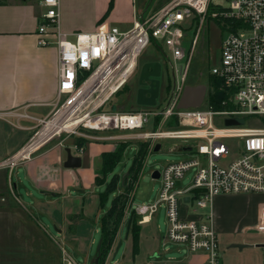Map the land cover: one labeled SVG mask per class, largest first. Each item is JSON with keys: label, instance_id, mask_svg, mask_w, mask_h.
Returning <instances> with one entry per match:
<instances>
[{"label": "built area", "instance_id": "2783aa9c", "mask_svg": "<svg viewBox=\"0 0 264 264\" xmlns=\"http://www.w3.org/2000/svg\"><path fill=\"white\" fill-rule=\"evenodd\" d=\"M22 1L37 2L45 9L37 30L38 45L57 47L58 95L52 113L37 121L23 146L0 161V169L11 172L31 162L54 141L61 144L63 137L89 139L87 132H136L130 138L146 145L148 153L161 140L181 141L188 147L184 152L195 157L169 163L159 171L158 199L136 208L138 224L151 222L164 206L166 242L192 252H209L212 264H222L212 216L183 220L181 205L186 203L197 212L217 196L264 194V127L248 126L249 120L264 117V0H225L224 6L213 0H167L147 16L144 12L136 15L129 30L102 23L94 32L74 34L73 40L60 30V0ZM207 18L217 21L222 31L220 62L212 68L209 81L221 82L224 98L217 107V101L210 100L211 86L200 107L179 109ZM152 42L167 50L164 53L173 70V88L164 104L134 112L108 111L107 105L134 76L139 58ZM228 120L244 123L228 125ZM111 138L127 143L123 137ZM227 139L240 140L237 153H231ZM78 150L83 152V148ZM191 172L190 184L182 187ZM257 229L264 235V221ZM256 246L264 264V243ZM63 264L77 263L64 253Z\"/></svg>", "mask_w": 264, "mask_h": 264}, {"label": "crops", "instance_id": "0c3cea01", "mask_svg": "<svg viewBox=\"0 0 264 264\" xmlns=\"http://www.w3.org/2000/svg\"><path fill=\"white\" fill-rule=\"evenodd\" d=\"M135 4L133 0V10L129 16L125 15L123 19L116 21H109L107 16L103 23L121 30L131 29L135 16L140 14ZM59 11L60 30L73 37L77 34L74 31L76 26L63 17L61 1ZM116 12L114 7L111 15ZM44 13L45 9L37 2L6 0L0 5V137L4 134V123L27 133L18 139L10 154L0 152V161L12 156L23 146L37 121L47 118L57 101V47L38 45L37 30ZM101 16L98 14L94 22L82 27L86 33L96 30L104 17ZM161 76L162 65L158 61L150 62L142 68L140 87L137 91L139 106L150 108L159 102ZM151 84L155 85L154 99L150 100L148 97L138 100L142 87L148 88ZM110 137L98 134L90 137L93 141L87 139L92 143H86L82 147V153L78 150L79 138L63 137L61 144L54 141L41 150L31 162L11 172L8 169H0V264H63L64 253L77 264H98L102 237L93 258L91 251L98 243L95 234L102 233L103 218L108 213L104 211L105 195L98 194L95 186L87 184L77 170L86 163H91V157L86 152L88 146L110 145L100 151L102 164L96 178L100 177L102 182L98 183L96 180V183L102 184L106 179L101 175L103 155L116 152L124 144ZM116 146L119 147L117 150ZM68 150L73 156L81 159L80 167H65ZM19 169L23 171L24 178L18 179L16 184L14 178ZM124 182L125 180L123 184ZM21 186L25 189L23 199L26 200L17 196L16 192ZM89 188L91 192L87 193ZM123 191L124 185L119 195ZM131 213L132 207L127 206L105 264H111L110 261L115 258L116 248L121 241L122 246L124 243L126 245L125 252L113 264H212V256L206 251L192 252L186 247H180L175 250L180 253L178 256L170 255V251L165 248L168 243H163L155 228L143 230L153 225L155 217L151 222L139 225L138 251L134 254L131 230L127 235ZM205 214L212 216L214 230L221 244H224L219 245L222 264H262V255L258 263L247 261V257H243L247 248L239 250L231 246L258 245L242 235L250 231L258 232L257 227L264 221V194L217 196L205 210L197 212H192L186 203L181 205L183 220L200 221ZM235 216H241L240 222L230 221ZM242 218L245 219L244 223ZM80 258L85 263H82Z\"/></svg>", "mask_w": 264, "mask_h": 264}, {"label": "rangeland", "instance_id": "374dc122", "mask_svg": "<svg viewBox=\"0 0 264 264\" xmlns=\"http://www.w3.org/2000/svg\"><path fill=\"white\" fill-rule=\"evenodd\" d=\"M62 3L63 17L67 22L76 26L75 30L77 33H86L82 28L83 26L94 22L98 14L105 16L109 5L112 0H60ZM167 0H135L138 13L142 14L143 12L147 16L151 11L161 7ZM215 5H227L225 0H213ZM116 7V13L108 15L109 21H116L118 19H123L125 15L129 16L132 14L133 10V0H113V9ZM101 16V17H102ZM107 18V17H106ZM106 18L100 21L99 24H102ZM192 33L189 34V36ZM222 31L215 20L207 18L205 24V31L201 34L197 48L195 50L194 57L191 62L189 69L187 84L191 86L205 85L208 88L207 96L210 93V74L213 67L218 66L220 62L221 55V45H222ZM73 40L74 37H69ZM164 52L167 50L164 48H158L154 42H152L147 49L143 52L139 58V65L134 76L131 77L128 84L123 88V90L115 96L112 101L107 105L108 111H123V112H134L139 110L147 109V107L139 106L137 101V91L140 87V77L142 75V68L153 61H158L162 65V76L161 80V95L159 96V105H163L165 98L168 93L171 92L174 83L173 70L172 66L166 58ZM181 64L178 65L180 68ZM180 77V76H179ZM216 126L222 127L223 125L217 124ZM248 126H255L259 128L264 127V117L258 118V121L249 120ZM165 129H170L165 127ZM171 129H175L172 127ZM149 130L146 128L144 131ZM86 133V132H85ZM136 132H104V133H93L87 132L89 137H94L96 134L100 136H122L123 139H127V148L123 152L118 164L114 168L113 172L106 176L105 181L102 184L96 183V176L99 169L101 168L102 158L100 151L107 148L110 145L103 144H92L86 148L87 154L91 157V163H87L81 169L77 171L80 172V177L87 183L95 186L98 194L105 195L104 211H108L113 204L114 199L119 196L120 191L123 187V181L128 175L129 170L131 169L135 158L139 155V152L142 148V143L138 140H135L132 137ZM26 132L18 130L16 127L4 123V134L0 137V152L10 154L12 148H14L15 143L19 138H22L26 135ZM32 134V133H31ZM89 138V140H92ZM78 140V139H77ZM87 140V139H86ZM84 141L82 147L86 143H92L91 141ZM93 141V140H92ZM113 143L112 141H110ZM123 142V141H117ZM80 143V142H79ZM240 140L238 139H227L225 144L230 148L231 153L235 154L239 151ZM161 149L159 151H154L153 153H148L145 151V158L142 164V171L139 176L138 186L134 188L127 206L132 207V211L136 210L138 206L148 205L153 202H156L159 196L161 184L158 180L152 178L154 172H159L164 169L166 165L173 162H179L195 157V154L190 152H184L188 147L178 140H161L159 141ZM190 144H194L190 142ZM78 145V142H77ZM117 145V144H116ZM113 146V145H112ZM81 147V148H82ZM80 148V147H78ZM119 147L116 146L115 150ZM8 158V157H7ZM18 175L14 178V183L17 184L18 179L22 180L24 178V173L21 169L18 170ZM193 173H189L184 180L182 181V187H187L190 184ZM87 193L91 192V188L88 189ZM17 196L21 199L25 198V189L23 186L18 187ZM123 194V193H122ZM245 195V194H240ZM26 200V199H23ZM241 217V216H240ZM239 216L233 217L231 222H240L241 219ZM242 218L241 221L245 222V219ZM248 221L246 220V224ZM139 226V224H138ZM149 228H155L159 235L162 238L163 243L166 242L167 237V213L164 206H161L155 216L154 223L152 226L144 228V231H148ZM241 235V234H239ZM102 237V233L95 234V239L98 241L96 246H93L91 251L92 258L97 252L99 241ZM126 237V231L123 232V239ZM242 237L248 238L251 243L263 244L264 235L259 234L255 231H250L247 234H243ZM237 239H241L237 237ZM220 242V241H219ZM165 248H167L170 255L178 256L180 253L175 251L177 248L185 246H180L167 242ZM221 244V242H220ZM224 245L223 243L221 246ZM126 245L125 243L120 248L119 252L115 255V258L110 261L113 264L116 260H119L123 253L125 252ZM243 253V257H247V261L260 262L261 260V251L260 248H247ZM221 255V253H219ZM82 263H85L82 258L79 259Z\"/></svg>", "mask_w": 264, "mask_h": 264}, {"label": "trees", "instance_id": "16d2710c", "mask_svg": "<svg viewBox=\"0 0 264 264\" xmlns=\"http://www.w3.org/2000/svg\"><path fill=\"white\" fill-rule=\"evenodd\" d=\"M5 1L6 0H0V5L5 3ZM112 9H113V0L111 1L109 5V9L106 15L102 18V20L110 14ZM220 85L221 82L219 80L215 78L211 79V86L214 89V93L210 95V100L213 102L217 101L216 103L217 107L219 101L224 98L223 94L220 92ZM84 141L85 139L79 138L77 140L78 147L81 148ZM146 147H147L146 145H142L139 155L135 158L133 165L129 170L128 175L124 179L125 182H124L123 194L117 196L114 199L112 207L108 210V213L103 218V222H102L103 239L99 252L98 264H105L109 252L111 251L114 245L117 231L121 224L122 219L124 218L125 210L130 200V196L134 191L135 185L138 182L139 176L141 174L142 164L145 158ZM126 148H127V143H124L121 145L120 149H118L116 152L105 153L103 155L104 163H103V168L101 170V175L103 176V179L106 178L107 175L113 172L114 168L118 164ZM96 180L98 183L102 182V179L100 177H97ZM139 230L140 228L138 226V217L136 215L131 227V233L134 242V254L137 253L138 251Z\"/></svg>", "mask_w": 264, "mask_h": 264}, {"label": "water", "instance_id": "95a60500", "mask_svg": "<svg viewBox=\"0 0 264 264\" xmlns=\"http://www.w3.org/2000/svg\"><path fill=\"white\" fill-rule=\"evenodd\" d=\"M207 96V87L205 85H198V86H186L182 95V98L179 102L178 108L179 109H190V108H198L200 107ZM243 120H228L227 124H243ZM160 145H158L155 149V151H159ZM82 164L81 159L79 157L73 156L71 151H67V161L65 163L66 168H78ZM153 179L159 178V172H155L152 176ZM179 185V184H178ZM205 191L203 190H195L194 193H203ZM186 201H188V198H186ZM136 215V210H133L131 213V216L129 218L128 224H127V235L130 233L131 225L133 223V219ZM122 246V241L119 242L115 255L119 252L120 248ZM254 247V245H241V244H233L231 248H236L239 250H243L245 248H251Z\"/></svg>", "mask_w": 264, "mask_h": 264}, {"label": "flooded vegetation", "instance_id": "af4514ba", "mask_svg": "<svg viewBox=\"0 0 264 264\" xmlns=\"http://www.w3.org/2000/svg\"><path fill=\"white\" fill-rule=\"evenodd\" d=\"M155 94V85L151 84L148 88L142 87V90L138 93V100H145L148 97H150V100H152L154 99Z\"/></svg>", "mask_w": 264, "mask_h": 264}, {"label": "bare ground", "instance_id": "6f19581e", "mask_svg": "<svg viewBox=\"0 0 264 264\" xmlns=\"http://www.w3.org/2000/svg\"><path fill=\"white\" fill-rule=\"evenodd\" d=\"M146 221H149V219L147 218Z\"/></svg>", "mask_w": 264, "mask_h": 264}]
</instances>
